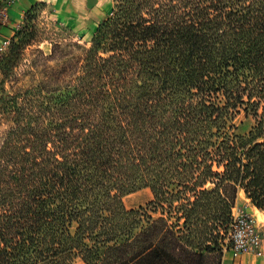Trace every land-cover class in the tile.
Instances as JSON below:
<instances>
[{
    "label": "trees",
    "instance_id": "trees-1",
    "mask_svg": "<svg viewBox=\"0 0 264 264\" xmlns=\"http://www.w3.org/2000/svg\"><path fill=\"white\" fill-rule=\"evenodd\" d=\"M114 1L24 84L27 35L0 56V264H221L238 189L264 211V0Z\"/></svg>",
    "mask_w": 264,
    "mask_h": 264
},
{
    "label": "rangeland",
    "instance_id": "rangeland-1",
    "mask_svg": "<svg viewBox=\"0 0 264 264\" xmlns=\"http://www.w3.org/2000/svg\"><path fill=\"white\" fill-rule=\"evenodd\" d=\"M17 1L18 0H15L13 3L8 4L6 0H0V9L6 6L9 11L10 6L14 5ZM114 3V0L36 1L23 12V16L19 22L9 24L7 23L8 20L4 23L0 20V39L2 37H9L11 40V46H9L5 53H8L12 45L20 40L18 36L20 32L26 34L30 39V44H28L23 51L22 59L14 69L12 79L19 85L29 81L30 77L26 75L25 71L29 69L31 62L38 58L37 50H41L45 55H49L55 44H59L64 48L72 42H77L80 47L76 48L74 51L78 55H81L83 49L89 46L95 28L101 22L103 16L110 14ZM34 4H39V6L26 15V12ZM51 63H53V61H51ZM2 78L3 76L0 72V81ZM10 83V81L6 83V88L8 90ZM235 123L237 126L236 132L238 134H248L256 126L257 117L251 113H247L244 109H240L235 117ZM260 140H262V138ZM208 185L211 186V184ZM240 189L241 188L238 189L235 203L244 205L243 201H245V199L242 192L239 195ZM152 199L153 194L148 187L140 188L125 195L123 198L127 208L147 206V203ZM227 236L228 229L222 240L223 246L225 245L224 243ZM222 250L223 256V247Z\"/></svg>",
    "mask_w": 264,
    "mask_h": 264
},
{
    "label": "built area",
    "instance_id": "built-area-1",
    "mask_svg": "<svg viewBox=\"0 0 264 264\" xmlns=\"http://www.w3.org/2000/svg\"><path fill=\"white\" fill-rule=\"evenodd\" d=\"M8 4L15 0H6ZM0 20L2 23L8 20L6 6L0 9ZM10 38L0 39V56L10 46ZM223 246L224 251H230L233 259H239L243 254L261 256L264 254V220L249 213L246 205L234 203L231 209V221L228 229V236Z\"/></svg>",
    "mask_w": 264,
    "mask_h": 264
},
{
    "label": "crops",
    "instance_id": "crops-1",
    "mask_svg": "<svg viewBox=\"0 0 264 264\" xmlns=\"http://www.w3.org/2000/svg\"><path fill=\"white\" fill-rule=\"evenodd\" d=\"M36 1L44 0H18L14 5L10 6L8 11V22L9 24H15L20 21L23 16V12ZM244 195L245 201L243 204L246 205V209L249 213L255 215L258 220H264V211L258 209L250 199L246 196L243 189L239 190V195ZM240 198V197H239ZM238 198V200H239ZM70 264H85L81 259L77 258ZM221 264H264V254L256 256L253 254H243L239 259H233L230 251L225 250L222 256Z\"/></svg>",
    "mask_w": 264,
    "mask_h": 264
}]
</instances>
